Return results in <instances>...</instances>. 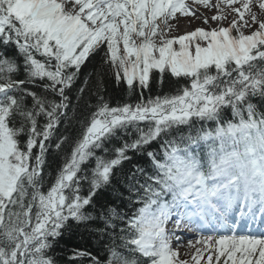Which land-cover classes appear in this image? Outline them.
I'll return each mask as SVG.
<instances>
[{
    "label": "snow or ice",
    "instance_id": "obj_1",
    "mask_svg": "<svg viewBox=\"0 0 264 264\" xmlns=\"http://www.w3.org/2000/svg\"><path fill=\"white\" fill-rule=\"evenodd\" d=\"M192 3L215 7L212 21L235 15L171 35L178 13L196 15L185 0H0V264H57L52 249L94 221L87 207L129 152L148 166L127 176L128 212L100 208L104 227L92 231L108 237L107 259L76 249L70 260L264 264V16L253 11L264 13V0ZM95 56L138 98L113 105L100 94L103 73H88L77 102L96 74V103L74 138L53 143L76 118L69 93ZM166 74L178 86L145 96ZM49 148L60 163L46 171ZM181 229L201 233L188 241L191 259L180 258Z\"/></svg>",
    "mask_w": 264,
    "mask_h": 264
},
{
    "label": "trees",
    "instance_id": "obj_2",
    "mask_svg": "<svg viewBox=\"0 0 264 264\" xmlns=\"http://www.w3.org/2000/svg\"><path fill=\"white\" fill-rule=\"evenodd\" d=\"M9 55H14L15 49L9 47L7 49ZM94 70L103 73V84L99 85L101 91L100 94L104 95L106 99L110 100L113 105L116 103H124L135 101L138 97L133 95L129 98L126 91V87L121 85L117 86L114 77L111 76L109 70L101 66L100 57H91L86 63V66L82 68L80 78L76 81L75 87L69 93L72 105L75 106V119L71 121L62 120L58 125L56 132L53 136V143L56 138L60 135H66L70 138H74L80 131L79 120H81L88 112V105L96 103V92H97V80L100 78L98 75L93 74L90 78L89 86L86 89L83 98L77 102V89L83 84L85 75L88 73H93ZM18 78H23L18 76ZM183 84L184 81L179 82ZM177 82L174 78H171L167 74L164 77L163 85H154L151 91L145 90L144 95H157L168 93L177 87ZM32 90L39 92V84L32 86ZM58 99V97H57ZM30 103V98L28 99ZM73 113L70 111L69 115ZM40 123H44V118L40 117ZM127 139V137H125ZM134 138V136H133ZM159 142H154L152 147L158 148ZM119 146V142H116ZM67 149V144L63 146ZM38 150V149H36ZM35 151V150H34ZM132 160L125 161L124 164L115 170V176L112 181V185L101 190L96 197H94L93 204L88 206L86 211L91 212L95 217L94 221L89 224H80L76 226L74 224L70 232H66L62 238L58 240L56 245L51 251V255L56 258L57 264H90L88 257H84L77 260H70L69 257L73 255V250L79 249L91 253L92 256L99 258L101 261L107 259L108 251L105 245L109 243L107 236H102L92 229L103 228L104 223L99 218V211L101 206L107 208L108 206L115 207L117 210H123L125 212L129 211V185L127 183V176L133 170V165L140 164L142 167H147L146 157H142L135 153L129 152ZM48 168L47 170H54L59 165V160L57 158V153L54 148H49L48 150ZM86 188V186H85ZM119 243V242H117Z\"/></svg>",
    "mask_w": 264,
    "mask_h": 264
},
{
    "label": "rangeland",
    "instance_id": "obj_3",
    "mask_svg": "<svg viewBox=\"0 0 264 264\" xmlns=\"http://www.w3.org/2000/svg\"><path fill=\"white\" fill-rule=\"evenodd\" d=\"M185 2L191 4L192 7L196 9V16H200V13H205V12H208V13L216 15L217 11H218L215 7H205V6L201 5V4H193L192 0H185ZM215 3H216V0H210V4L214 5ZM253 11L257 12L258 15L264 16V13H261L256 5H253ZM226 14H227V19L226 20H224V21H214L215 25L212 26V27H217L218 25L227 26L228 23L231 21V19L233 18V16L235 14L230 13L229 10H228V12H226ZM181 17L182 16L178 13L177 17L175 19L170 20L169 23L171 25H174L175 23H178L179 21H182ZM198 27H203L205 29L212 28V27L204 25V24H201ZM183 30L184 31L182 33H180V34H177L176 32H174L175 30H172L170 34L171 35H182L185 32H189V31L195 30V28H190V27H187L186 25H183ZM168 227L172 228V225H168ZM177 234L181 237V240L179 242V251L181 253V257L180 258L181 259H188L187 257L189 256L190 259H191V255L195 252V248H191L190 249L188 247V241L191 240L195 244V241L199 238V236L191 234V237H187V236H185L183 234L182 229L178 230ZM173 247H177V243L175 241L173 242ZM196 247H202V246L201 245H196ZM206 259H207V253H205V261H206ZM201 264H204V261H201ZM213 264H215V261L213 262Z\"/></svg>",
    "mask_w": 264,
    "mask_h": 264
},
{
    "label": "bare ground",
    "instance_id": "obj_4",
    "mask_svg": "<svg viewBox=\"0 0 264 264\" xmlns=\"http://www.w3.org/2000/svg\"><path fill=\"white\" fill-rule=\"evenodd\" d=\"M226 12H228V10H226ZM213 15L214 14L205 12V13H200V16H196V15L195 16H182L181 17L182 21L175 23L173 25V30H175L174 32H176L177 34H180L184 31L183 25H186L187 27H190V28H196L201 24L212 27L215 25V22L211 20V17ZM204 17H208V23H204ZM187 258L190 259L189 256Z\"/></svg>",
    "mask_w": 264,
    "mask_h": 264
}]
</instances>
